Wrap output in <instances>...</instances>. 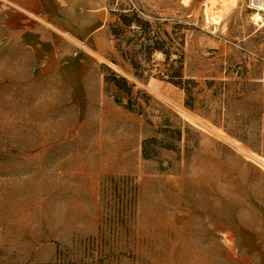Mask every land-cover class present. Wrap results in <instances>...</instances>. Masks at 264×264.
Wrapping results in <instances>:
<instances>
[{
	"label": "rangeland",
	"instance_id": "obj_1",
	"mask_svg": "<svg viewBox=\"0 0 264 264\" xmlns=\"http://www.w3.org/2000/svg\"><path fill=\"white\" fill-rule=\"evenodd\" d=\"M261 1L0 0V264H264V148L115 64L108 26L120 7L192 26L185 74L258 82L264 102ZM106 66L178 114L179 152L143 159L157 126L115 102Z\"/></svg>",
	"mask_w": 264,
	"mask_h": 264
},
{
	"label": "trees",
	"instance_id": "obj_2",
	"mask_svg": "<svg viewBox=\"0 0 264 264\" xmlns=\"http://www.w3.org/2000/svg\"><path fill=\"white\" fill-rule=\"evenodd\" d=\"M110 13L115 19L108 24L109 33L113 48L120 57V62L112 60L115 64H120L138 80L154 76L172 84L183 91L186 108L209 119L214 125H222L228 134L250 148L258 152L261 147L264 148V102L253 99V94L260 91V83L213 79L199 81L186 75L185 30L192 26L178 20L169 24L168 19L160 17L144 18L133 9L121 7L119 11ZM153 69L159 72L154 74ZM106 70L108 75L104 76V83L115 102L157 126L155 135L142 141L143 159H159L161 150L179 152L178 143L182 139L184 122L178 114L146 91L135 90L136 84L125 75L108 66ZM152 118L156 119L155 122ZM160 169L164 168L160 166ZM110 187L112 184L106 188ZM135 190L136 184H132L128 177H120V193L126 200L130 201Z\"/></svg>",
	"mask_w": 264,
	"mask_h": 264
},
{
	"label": "bare ground",
	"instance_id": "obj_3",
	"mask_svg": "<svg viewBox=\"0 0 264 264\" xmlns=\"http://www.w3.org/2000/svg\"><path fill=\"white\" fill-rule=\"evenodd\" d=\"M256 9L257 10H264V2L263 1H261L257 6H256ZM256 16V15H255ZM254 16V17H255ZM258 17V16H257ZM213 20V19H212ZM214 20H216V18L214 19ZM218 20V19H217ZM182 110V109H181ZM183 111V110H182ZM186 117V116H185ZM261 159H262V161L264 162V158L263 157H261Z\"/></svg>",
	"mask_w": 264,
	"mask_h": 264
}]
</instances>
